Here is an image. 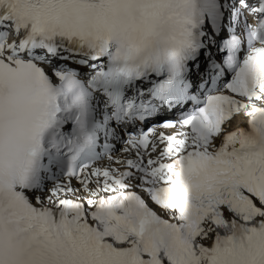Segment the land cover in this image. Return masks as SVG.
<instances>
[{
  "label": "snow or ice",
  "instance_id": "6c2138e0",
  "mask_svg": "<svg viewBox=\"0 0 264 264\" xmlns=\"http://www.w3.org/2000/svg\"><path fill=\"white\" fill-rule=\"evenodd\" d=\"M0 264H264V0H0Z\"/></svg>",
  "mask_w": 264,
  "mask_h": 264
},
{
  "label": "bare ground",
  "instance_id": "6f19581e",
  "mask_svg": "<svg viewBox=\"0 0 264 264\" xmlns=\"http://www.w3.org/2000/svg\"><path fill=\"white\" fill-rule=\"evenodd\" d=\"M245 124H246V118H245L243 115L238 116V117H236V119H234V120L232 121L231 129H235V128H237V127H246ZM231 129H230V130H231ZM114 155H115L116 158H123V156L126 155V154H124V153H122V152H118V153H115ZM100 165H101V167H107V166H109V165H112V162L109 161V160H107V159H104V160L101 162ZM112 166H115V165H112ZM73 185H74V186H78V182H77V181H74V182H73Z\"/></svg>",
  "mask_w": 264,
  "mask_h": 264
}]
</instances>
